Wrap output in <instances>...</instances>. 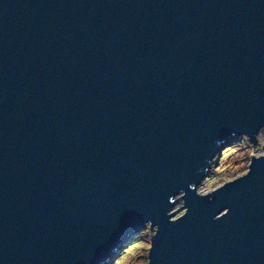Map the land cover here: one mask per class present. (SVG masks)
<instances>
[{
	"label": "water",
	"instance_id": "95a60500",
	"mask_svg": "<svg viewBox=\"0 0 264 264\" xmlns=\"http://www.w3.org/2000/svg\"><path fill=\"white\" fill-rule=\"evenodd\" d=\"M262 131L264 0H0V264H264Z\"/></svg>",
	"mask_w": 264,
	"mask_h": 264
},
{
	"label": "rangeland",
	"instance_id": "374dc122",
	"mask_svg": "<svg viewBox=\"0 0 264 264\" xmlns=\"http://www.w3.org/2000/svg\"><path fill=\"white\" fill-rule=\"evenodd\" d=\"M227 146L222 149L215 158L212 167L202 184L197 188L200 195H207L220 188L224 184L242 177L248 172L252 156L264 155V132H260L255 143L250 142L247 136L232 137L226 142ZM184 203L179 202L172 210L176 218L184 214ZM156 229L151 231L147 225L139 235L140 240L131 246H125L121 251L130 249L126 256H117L116 253L108 264H148V254L151 248V238ZM152 234V236H151Z\"/></svg>",
	"mask_w": 264,
	"mask_h": 264
},
{
	"label": "trees",
	"instance_id": "16d2710c",
	"mask_svg": "<svg viewBox=\"0 0 264 264\" xmlns=\"http://www.w3.org/2000/svg\"><path fill=\"white\" fill-rule=\"evenodd\" d=\"M139 240H140V237H134L130 242H128L127 246H131V248H133L134 244H136ZM131 248L126 249L123 252H119L117 256H121V257L126 256L129 253Z\"/></svg>",
	"mask_w": 264,
	"mask_h": 264
}]
</instances>
